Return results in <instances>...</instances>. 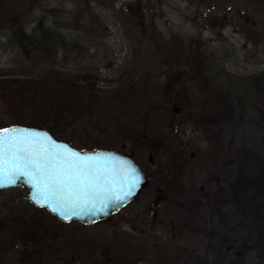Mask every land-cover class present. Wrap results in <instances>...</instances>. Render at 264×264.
Here are the masks:
<instances>
[{
  "label": "rangeland",
  "instance_id": "obj_1",
  "mask_svg": "<svg viewBox=\"0 0 264 264\" xmlns=\"http://www.w3.org/2000/svg\"><path fill=\"white\" fill-rule=\"evenodd\" d=\"M87 2L45 0L28 20V31L52 28L62 34L59 67L87 71L98 81L101 97L121 89L129 96L125 103L135 96L132 83L140 82L138 78L156 81V74L161 75L160 85L169 95L160 92L154 101L165 121L144 136L147 140L128 142L119 150L133 153L151 174L150 186L119 215L85 226L51 217L26 199L25 190L0 192V264L264 262V242L256 244L253 237L251 208L254 197L264 202L257 193L259 182L264 192V0ZM187 41L194 50L198 41L205 42L220 59L213 68L225 73L218 78L228 85L224 92L233 98L237 112L235 126L223 138L228 144L234 140L233 146L218 166L203 164L202 153L211 144L198 124L206 100L203 88L190 77L185 59L176 61L172 55L175 44ZM22 62L9 37L0 32V74L21 72ZM186 92L194 103L186 102ZM181 99L185 104L174 103ZM109 112H88L83 124H77L74 145L95 150L92 142L105 141L97 128ZM14 122L9 107L0 102V125ZM191 154L194 160H188ZM230 161L236 163L233 180ZM26 253L29 260L23 258Z\"/></svg>",
  "mask_w": 264,
  "mask_h": 264
},
{
  "label": "trees",
  "instance_id": "obj_2",
  "mask_svg": "<svg viewBox=\"0 0 264 264\" xmlns=\"http://www.w3.org/2000/svg\"><path fill=\"white\" fill-rule=\"evenodd\" d=\"M43 1L45 0H15L11 3L8 0H0V32L9 37L13 48L23 57L21 72L0 74V102L9 107L15 120L10 125H0V130L14 125L44 128L58 140L65 141L79 150H88L74 145L77 124H83L82 121L86 120L88 112L93 115L100 109L105 113L108 108L109 115L104 117L105 121H102L97 128L106 139L99 143L92 142L95 150L107 149L122 152L119 150L128 142L138 144L147 140L144 136L149 137L150 130L158 127L166 119L159 112L157 102L154 101L155 96L160 92L169 95V90L160 85L161 75L156 74L158 79L156 81L148 76L138 78L140 82L137 83L130 81L133 84L132 91L135 96L125 103L123 100L129 96L125 97L121 89L104 92V97H101V90L97 87L98 81L87 71L77 73L73 70H62L59 67L58 52L60 45L64 42L62 34L52 28L43 31L34 28L31 32L28 31V20ZM93 1L104 5L110 0H88L87 4ZM172 55L175 56L176 61L181 59L184 61L185 43L184 46L175 44ZM193 55L195 56L193 58L197 59L196 52H193ZM193 64L199 67L200 63L197 59ZM121 85L123 87L125 84ZM79 99L82 100L81 103ZM182 102L185 104L183 99L174 103L180 105ZM144 127L146 130L143 131ZM177 150H180L178 146ZM180 153L183 154L184 151L180 150ZM235 154H240V151L237 150ZM136 156L140 162L141 159L138 155ZM257 193L264 196L262 182H259L257 186ZM251 208L254 216L252 228L256 232L253 237L257 239L256 244H260L264 242L262 198L254 197ZM50 216L56 218L52 214ZM49 223L53 224V221ZM24 226L26 227V224ZM20 239L24 242L21 235ZM184 252L187 250L184 249ZM30 256V253L23 254V258L27 260Z\"/></svg>",
  "mask_w": 264,
  "mask_h": 264
},
{
  "label": "water",
  "instance_id": "obj_3",
  "mask_svg": "<svg viewBox=\"0 0 264 264\" xmlns=\"http://www.w3.org/2000/svg\"><path fill=\"white\" fill-rule=\"evenodd\" d=\"M175 112L179 113L180 108L176 107ZM5 129H20L36 133L42 137L45 135L50 137L51 141L55 142L54 144L50 141L42 140L40 144L36 145L37 148L41 145L47 148L50 154L56 151L57 146H67V149L80 153L82 157L92 158L87 161V165L93 172L99 174L100 185L106 190L105 194L94 195L91 199H81L75 205L69 202L62 207L60 204L54 203L52 198L45 199L44 197L46 195L50 196V194L38 191L36 181L28 176L17 175L24 167L23 160H17L14 165L11 161V152L5 156V159L9 162L3 169L5 186L0 187V192L25 190L26 199L31 204L48 210L50 214L61 222L69 223L76 221L81 224L91 225L107 220L129 205L150 186L149 173L138 164L133 153H121L107 149L79 150L65 141L58 140L44 128L14 125ZM17 155L24 156L27 153H17ZM133 178L136 180L135 187H132ZM13 179H15V183H8V181ZM117 196H121L123 199L116 200ZM53 207L57 210L53 211Z\"/></svg>",
  "mask_w": 264,
  "mask_h": 264
},
{
  "label": "snow or ice",
  "instance_id": "obj_4",
  "mask_svg": "<svg viewBox=\"0 0 264 264\" xmlns=\"http://www.w3.org/2000/svg\"><path fill=\"white\" fill-rule=\"evenodd\" d=\"M42 140L55 143L46 135L42 137L20 129L0 130V187L5 186L3 169L9 162L5 156L11 152L14 165L17 160L24 161V167L17 175L28 176L36 181L38 191L50 194L44 198H52L54 203L62 207L69 202L75 205L81 199L105 194L106 190L100 185L99 174L87 165L91 157H82L80 153L67 149V146H57L56 151L50 154L42 145L36 147ZM17 153L27 155L18 156ZM15 182V179L8 181ZM135 183L133 178L132 187H135ZM115 199L122 200L123 197L117 196ZM52 210L57 209L53 207Z\"/></svg>",
  "mask_w": 264,
  "mask_h": 264
},
{
  "label": "flooded vegetation",
  "instance_id": "obj_5",
  "mask_svg": "<svg viewBox=\"0 0 264 264\" xmlns=\"http://www.w3.org/2000/svg\"><path fill=\"white\" fill-rule=\"evenodd\" d=\"M199 45L197 44L195 50L192 48L193 43L191 44L190 41L186 42V56H185V66L188 70L190 77L197 80L200 86L203 88L204 96L206 97L205 101H202V112H201V121L200 125L205 128L207 141L211 142L209 151L202 153L203 156V164L205 166L208 165L209 162L215 163V166L223 163V157L225 150L224 143H226L228 148L233 146L234 140L228 144L227 141H223L224 136L228 133L230 129H233L236 122V110L234 107L233 98H231L228 92H224L223 87H227V84H223L218 78V76H224V72L220 70L219 72H215L214 66L219 64L220 59L215 57L212 51L208 49V45H206L203 41H198ZM171 44V43H170ZM193 52H196L198 59L199 67L195 66L193 62H196L197 59L193 55ZM215 73V74H214ZM196 77V78H195ZM245 79L250 80V77ZM253 79V78H252ZM225 85V86H224ZM169 89V86L167 87ZM226 93L227 96L223 94ZM188 104L194 103L192 100L191 95L186 92ZM203 96V97H204ZM205 104V105H204ZM176 108V106H175ZM215 136V137H214ZM225 150V151H226ZM126 153V152H121ZM226 154H230V152L226 151ZM195 155L191 154L190 159L194 160ZM228 158V157H227ZM149 160L152 163V157L149 156ZM140 165V163H138ZM228 164V173L231 177V180L235 179L236 171L234 172L231 168H233L236 163L230 161ZM145 171H147L142 165H140ZM148 172V171H147ZM149 173V172H148ZM151 178V174L149 173ZM168 189V187H166ZM135 199L127 205L125 208L121 209L119 212L114 214L113 216L119 215L124 209L130 206ZM112 216V217H113ZM111 217V218H112ZM110 219V218H109ZM108 220V219H107ZM104 221H99L94 224L103 223Z\"/></svg>",
  "mask_w": 264,
  "mask_h": 264
}]
</instances>
